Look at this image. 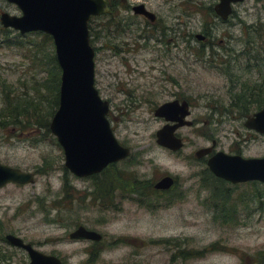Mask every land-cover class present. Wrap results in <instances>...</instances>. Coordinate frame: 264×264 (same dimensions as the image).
<instances>
[{"label":"rangeland","instance_id":"1","mask_svg":"<svg viewBox=\"0 0 264 264\" xmlns=\"http://www.w3.org/2000/svg\"><path fill=\"white\" fill-rule=\"evenodd\" d=\"M1 13L21 16L17 7L2 0ZM238 14L242 21L210 24L217 26L213 51L227 66L212 65L211 56L200 63L195 56L190 58L185 34H203L207 24L196 13L190 24H176L180 33L172 37V45L149 43L148 48L131 52H126V45L139 41V32L119 31L107 18L91 22L96 87L110 103L116 139L132 151L121 171L153 185L169 176L178 180V186L170 197L148 198L145 208L136 199L115 200L117 210L108 208L107 200L94 202L90 197L92 182L66 171L64 151L52 133L34 126L24 129L26 123L0 126V164L37 176L34 185L0 190V261L29 263L24 251L7 242L12 235L44 255L85 264L86 246L71 243L69 235L79 224H88L105 236L106 249L95 264H264V185L216 182L195 156L212 146L213 137L218 152L234 155L238 143L243 158L264 159V139L241 141L248 136L247 116L264 108V102L257 104L264 98V1H251ZM16 36L13 31L0 33V114L8 109L7 97L34 99L32 89L45 77L37 78L39 68L27 52L3 46ZM191 47L200 45L191 41ZM241 54L236 64L235 56ZM225 71L234 76L232 85ZM174 95L191 99L193 127L178 132L184 150L169 155L156 143L166 122L156 118L155 111ZM220 185L229 198L218 193ZM190 252L205 254L197 259L180 256Z\"/></svg>","mask_w":264,"mask_h":264},{"label":"water","instance_id":"2","mask_svg":"<svg viewBox=\"0 0 264 264\" xmlns=\"http://www.w3.org/2000/svg\"><path fill=\"white\" fill-rule=\"evenodd\" d=\"M16 6L21 17L3 14L0 29H11L22 36L43 33L55 45L56 57L62 71L60 105L50 126L52 135L64 151L66 169L78 178H89L103 172L109 165L126 161L132 152L121 146L115 137L108 116L110 104L103 101L96 89L95 51L91 45L90 23L95 17L110 15L106 0H3ZM245 0H221L217 12L227 20L231 5ZM189 105L168 103L155 112V117L167 123L157 135V145L172 152L183 149L176 137L183 128L193 127L188 121ZM246 128L264 135V109L248 119ZM203 150L197 158L207 156ZM218 179L233 185L259 182L264 184V159H244L220 153L208 164ZM36 175L0 164V190L9 186H29ZM172 178L161 181L156 189L170 190ZM102 236L86 228L71 235V240L101 242ZM7 242L28 253L31 264H61L55 257L36 251L22 239L9 235Z\"/></svg>","mask_w":264,"mask_h":264},{"label":"flooded vegetation","instance_id":"3","mask_svg":"<svg viewBox=\"0 0 264 264\" xmlns=\"http://www.w3.org/2000/svg\"><path fill=\"white\" fill-rule=\"evenodd\" d=\"M106 1L108 2L109 10L111 12L110 15L98 17L95 19L100 20L107 18L110 21H112L113 26L117 25L118 27L121 28L119 31L135 30L136 32H139L140 35L138 37L139 41H137L136 39L133 44L126 45L127 47L126 52H131L134 50H142L143 47L148 48L149 43L156 44L157 47L163 44L172 45L174 43L172 37L179 35L180 33L179 26H176V24H179V22L190 24L191 17L194 16V14L196 13L201 18H203L207 24L203 34H199V35L194 34L192 35V37H191V33L185 34V36L188 37V39H190V48H188V54L190 58L191 55L195 56L197 58V62L200 63V61H204L208 56H211L212 65L217 66L220 62L221 65L226 64L227 66V62L222 60V57L219 56L217 53L215 54L213 51L215 45L213 44V42H211V40L213 37V32L217 28V26H210V24L215 23L217 25V23L218 24L222 23L223 25H226L229 24L231 21H242L241 16L238 14L239 8L246 6L251 1L263 3L264 0H245L244 2L232 4L231 15L227 20L221 18L219 13L217 12L221 0H207L206 3L204 4L196 0H106ZM3 14H8V13H1L0 20ZM3 31L11 32L12 30L5 29L3 26H1L0 33ZM167 38L169 39L165 43V39ZM191 41H197L200 47L198 48L191 47ZM220 44L223 43L221 42ZM191 48L194 49H192L191 51ZM226 54L227 56L234 57L233 52L230 53L226 52ZM243 55L244 54H241L240 56H235L236 64L241 62V58H243ZM205 66H207V64ZM224 74L226 77H228L231 80V85H232L233 82L235 81L234 76L228 75L226 71ZM174 102H179L181 105L187 103L189 105V111H190V115L188 119H191L192 116L191 110L193 109L191 104V99L187 98L184 95H181V97L180 95H174L173 100L170 103H174ZM263 109L264 108L260 109L255 114L261 112ZM255 114L248 115L246 120L248 121V119L253 118ZM246 123H245V129L248 131L247 132L248 136L247 137L243 136L241 138L242 143H258L260 139H264V135L256 131L247 129ZM178 132L176 134V137L181 139L184 143V147L180 151L182 152L185 148V141L184 139L181 138ZM239 136L241 135L239 134ZM210 141L212 142V146L205 149H200V151L211 150L207 152L208 153L207 156L201 159L197 158L196 156L197 153L195 154V156L198 159V161L204 162L206 164L208 171L210 172V174H212L211 171L209 170L208 164L211 161V159H213L215 156H217L222 152L217 151L218 143L213 137L210 139ZM236 147H237V153L234 155L230 154L228 156H233V157L239 156L243 158L242 152L239 150L240 145L238 143H236ZM161 149L166 153H168L169 155L177 154L175 152H172L164 148ZM189 160L191 161V158ZM124 162L109 165L103 172H101L98 175H94L89 178H78V177L76 178L82 181L92 182L93 191L89 193L90 197H92L94 202L95 201L100 202L101 200L106 199L108 201L107 204L108 207L114 210H117L115 200L124 201V200L136 199L138 201L137 203L139 204V206L145 208V201L148 198L155 197L159 199L168 196L170 197L172 191H174V189L177 188L178 186L177 179H173L172 177L165 176L159 181H157L154 185L150 182L151 183L150 191H148V189H146V186L144 185L148 183L147 181L136 180L133 177L127 176L124 172L121 171V167H123L126 164ZM66 171L69 172L67 169ZM166 178H172L174 180L173 187L170 190H166V191L157 190L156 186ZM221 183L226 185L228 184L232 185L225 181ZM248 184H258V183H247V184H239L232 186L236 187V186L248 185ZM80 228H86L87 230L96 233H98V231L96 230L95 227L89 226L88 224H79L76 227L75 231L69 235V239L71 243L86 246V248H84L82 251L83 255L85 254V256H87V260L85 264H95L106 249V247L102 244L105 239V236L102 235L101 233H98L103 238L101 242L90 241V240H78V241L71 240V235L74 234ZM32 247L36 250L34 246ZM36 251L39 252V250ZM24 252L28 255L26 251ZM52 257L59 259L61 261V264H72L71 262L72 258L57 257V256H52ZM28 258H29V263L27 264H31V258L29 255ZM0 264H5V261L1 260Z\"/></svg>","mask_w":264,"mask_h":264},{"label":"trees","instance_id":"4","mask_svg":"<svg viewBox=\"0 0 264 264\" xmlns=\"http://www.w3.org/2000/svg\"><path fill=\"white\" fill-rule=\"evenodd\" d=\"M1 33L5 35L10 34L8 31H3ZM3 46L8 48H18L19 50L27 52L30 59H32L33 64L39 68L37 78L42 74L45 77L42 83H36L33 87L32 90L35 94L34 99L24 101L22 99H16L13 101L10 100V97H7L8 109L4 114H0V126L5 128L6 125L18 126L19 124L26 123L24 129L34 126L37 130H46L47 134L50 135V124L59 108L62 76L56 58L53 39L44 34H32L25 37L17 34L14 39L8 38ZM257 62H260V60H256V63ZM35 82H38V79H35ZM254 95L258 94L256 93ZM261 95L263 96L264 93L262 92ZM260 98L263 97L260 96ZM263 102L264 98L257 104L262 105ZM45 103H47L49 107L45 108ZM262 108H259V110ZM249 111H247V114ZM21 117H23L22 119L26 118L27 120L23 121ZM214 181L219 183L223 182L216 178ZM144 185L146 186V189L150 191V183ZM218 193H222L223 196H225L224 198H229L228 192L223 185L219 186ZM105 200L106 199H103L101 202ZM204 254L205 253L196 254L190 252L189 254L181 253L180 256L197 259Z\"/></svg>","mask_w":264,"mask_h":264}]
</instances>
